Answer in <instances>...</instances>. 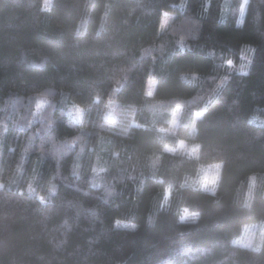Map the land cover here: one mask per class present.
I'll list each match as a JSON object with an SVG mask.
<instances>
[{
	"label": "trees",
	"instance_id": "1",
	"mask_svg": "<svg viewBox=\"0 0 264 264\" xmlns=\"http://www.w3.org/2000/svg\"><path fill=\"white\" fill-rule=\"evenodd\" d=\"M238 2L0 0V121L7 125L0 127V264H264V242L258 250L233 244L243 225L264 223V0H252L240 28ZM165 9L176 18L170 31L158 33ZM179 33L189 36L183 51ZM245 45L254 48L247 74L231 72L217 89L228 75L224 61H237ZM148 47L152 52L142 54ZM193 72L196 80L180 78ZM149 76L156 88L146 98ZM42 90L55 100L47 130L39 118L27 123L29 97ZM110 96L121 119L100 128ZM72 102L88 109L83 132L63 115ZM133 105L144 127L125 138ZM177 106L175 134L158 131L171 124ZM77 134L84 144L79 156V143H59ZM180 140L201 147L194 155L162 151ZM97 157L108 170L104 186L93 188ZM217 162L215 194L191 182ZM50 183L57 191L43 203L28 191L32 184L46 193ZM185 209L199 213L196 222L180 221ZM117 219L136 227H117Z\"/></svg>",
	"mask_w": 264,
	"mask_h": 264
},
{
	"label": "clouds",
	"instance_id": "2",
	"mask_svg": "<svg viewBox=\"0 0 264 264\" xmlns=\"http://www.w3.org/2000/svg\"><path fill=\"white\" fill-rule=\"evenodd\" d=\"M252 4V0H239L238 6L234 9L235 15H236V20L235 24L236 27L240 28L244 26L245 23V18L247 15V12L249 10V7ZM48 5H45V8L47 9ZM181 9H183L184 5H180ZM208 4H205V11H207ZM229 11V8L227 5L222 6L221 8V17L223 18L225 13ZM175 13L168 11V10H162L161 11V19L160 23L158 25V33H164L165 31H170L171 24L175 20ZM193 39L195 36L192 37ZM189 39V36L183 33L176 34V44L180 48L181 51H183L187 47V40ZM163 46L161 45V48ZM142 54H150L152 52V48L148 47L145 49H142ZM254 51V48L251 45H245L244 48L241 51V62L236 63L233 59L229 58L224 61V66L227 69L228 73H231L233 71L246 75L248 72V67L251 62V52ZM180 78L182 80L186 79H191V80H196L198 78V73H181ZM229 79V75L225 74L223 75L219 81L217 82V89L221 88ZM119 83V81H117ZM148 90L145 92V97L146 98H151L155 95V88L156 84L154 79L149 76L148 77ZM29 102L32 104V109H31V116L27 118V123L29 126H31L37 118H39L42 122L47 121V123L44 125L45 129H50L53 124L54 120L51 118L52 112L51 109L55 107V100L53 97V94L50 90H42L34 96L29 97ZM94 103H99V97H94ZM47 110V111H46ZM88 109L81 103L78 102H72L70 104H67L65 107V110L63 111V115L70 117L72 122L76 125L79 126V129L81 132L87 129V124L84 121V116L85 113ZM137 108L136 106H131L129 109L126 110V115H125V120L126 124L124 125L122 129V135L127 138L129 136V133L132 128H139V127H144V125H141L137 119H136V114H137ZM181 112L180 106H177V109L173 111L172 116L173 119L171 121L172 127L169 128H164L160 127L158 131L160 132H168L171 134H175L174 126L177 123V117L179 116ZM201 112H197L196 116L199 117L201 116ZM101 121L102 123L99 125L100 128H104L106 125L109 126H115L117 122L121 119V112L118 106V103L115 99H113L111 96L107 98L105 104L103 105L102 112H101ZM258 118L253 117L252 120H250V123L255 122ZM24 120V117L21 116L19 120L14 121V123L20 124L21 121ZM262 124H264V120L260 121ZM0 127H2L4 130H6L7 125L3 123V121H0ZM111 130V128H109ZM194 130V128H193ZM39 131V130H38ZM33 136L29 135L28 137V143L31 144L33 140ZM83 137L80 134L74 135L70 138H65L63 141L59 142L61 145L66 144L70 147H75L79 143V151L77 153V156H79L81 153L84 152V144L80 143L82 141ZM101 140H103V136L100 137ZM201 147L200 144H195L191 147H189L184 140L178 141L177 147H171L169 145H164L162 151L167 152L170 154H177L179 152L181 155L184 154V151L187 149L190 154L196 153L199 148ZM59 151V147L56 149ZM28 148L22 149L23 153H27ZM40 152L41 156L45 154V150L43 148V145H41L38 149ZM114 157L119 156V152H113L112 154ZM156 159H159V156L156 157ZM23 164V155L21 156L20 163H18L15 166V170L17 173L22 171L21 165ZM80 168L81 165L79 163H75L72 165V174L75 176L80 175ZM215 171H208L206 174L201 177V179L204 181V187L206 191H210L212 194H215L216 188H215V183L217 179L219 178V168L220 165L217 164L214 166ZM107 167L100 163V158L97 157L96 160L93 162L91 166V173L92 176L90 177L89 184L93 188H100L104 186V181L102 177V173H105L107 171ZM55 179V176L53 177ZM208 185H212V187H208ZM0 187H3V184L0 183ZM28 191L29 192H35L37 195L38 199L40 200L41 203H43L48 196L54 195L57 191V185L55 183H50L47 192L43 193L41 191H38L36 188L32 186V184H29L28 186ZM105 191L108 196H111L114 194L115 189L112 187H106ZM170 195V190L165 191V197H164V203H167L168 197ZM199 218V213L193 212L191 214L188 213V210H184V215L180 217L181 222H186L189 219L194 223L196 220ZM115 225L117 227H131L135 228V224H129L126 223L125 221H122L120 219H117L115 221ZM264 242V230H262L260 233H254L251 236H248L244 239H238L234 240V244L241 245L246 248H252L253 246L255 247L256 250L259 249L261 246V243Z\"/></svg>",
	"mask_w": 264,
	"mask_h": 264
},
{
	"label": "rangeland",
	"instance_id": "3",
	"mask_svg": "<svg viewBox=\"0 0 264 264\" xmlns=\"http://www.w3.org/2000/svg\"><path fill=\"white\" fill-rule=\"evenodd\" d=\"M46 1H47V0H44V3H46ZM45 5H46V4H45ZM251 53H252V52H251ZM240 54H241V53H240ZM240 54H239V56H238V60L235 61L236 63H237V62H241V56H240ZM237 64H238V63H237ZM233 72H235V71H233ZM227 73H228V72H227ZM228 75H230V73H228ZM147 86H148V85H147ZM147 90H148V88H147ZM177 122H178V121H177ZM169 127H172V125L169 124L166 128H169ZM186 144H187L189 147L195 145V143H190V142H186ZM177 145H178V143H177ZM177 145H176L175 147H177ZM175 147H174V148H175ZM177 153L180 154L179 152H177ZM194 154H196V153H194ZM194 154H190L189 151L186 149V150L184 151V154H183V155H194ZM217 164L220 165V168H219V174H220L221 163H219V162H217V163H212V164L206 165V166H204V167H201V168L199 169L197 175L195 176V179H193L191 182L194 183V184H196V185H198L203 191H206V190H205V187H204V181L201 179V177H203V176L206 174V172H208L209 170H210V171H215L214 166L217 165ZM217 182H218V179H217V181H216V183H215V188H216ZM208 187L210 188V187H212V185H208ZM168 190H169V189H168ZM206 192L211 193L210 191H206ZM164 197H165V192H164ZM164 197H163V200H164ZM168 198H169V197H168ZM262 230H264V223H262V222H253V223L245 224V225H243V227H242V229H241V234H240L237 238L233 239V241H234V240H238V239H244V238H246V237H248V236L253 235L254 233H260ZM233 244H234V243H233ZM234 245H236V246H240V247H243V246L238 245V244H234ZM252 249H255V247L253 246Z\"/></svg>",
	"mask_w": 264,
	"mask_h": 264
}]
</instances>
